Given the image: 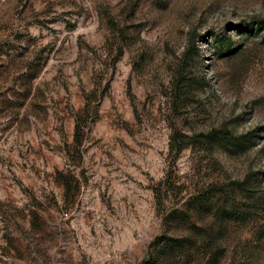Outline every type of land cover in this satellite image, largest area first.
<instances>
[{"label": "rangeland", "instance_id": "obj_1", "mask_svg": "<svg viewBox=\"0 0 264 264\" xmlns=\"http://www.w3.org/2000/svg\"><path fill=\"white\" fill-rule=\"evenodd\" d=\"M260 20L264 0H0V264H264Z\"/></svg>", "mask_w": 264, "mask_h": 264}, {"label": "trees", "instance_id": "obj_2", "mask_svg": "<svg viewBox=\"0 0 264 264\" xmlns=\"http://www.w3.org/2000/svg\"><path fill=\"white\" fill-rule=\"evenodd\" d=\"M257 28H255V26H253V23L250 25H247L246 27H243V29H241V31H244L246 33H258L259 31H261L264 27V20H260L256 22ZM228 40H219V44L221 45H225L227 44ZM79 132L80 129L79 127H77L76 129V135L75 138L78 142L79 138ZM210 142L211 143H216L218 144L221 149H224L225 151L229 152V153H233V154H237L240 152H243L245 150L248 149V146L246 145L248 142L247 137H237L235 135H233L231 132L229 131H220L219 133H212V135H210ZM202 205V202H199V205ZM184 215V214H183ZM230 218L231 219H240L239 218V213L237 212V210L235 208H232L231 210V214H230ZM187 219H188V215L185 214L184 215ZM185 217H181V218H175L176 222H185L186 218ZM189 240L184 238V237H180V238H166L165 241H157V243H155V249L159 248V249H172V250H177L179 251L181 254L186 253L189 249H192L193 247L191 246V243L188 242Z\"/></svg>", "mask_w": 264, "mask_h": 264}]
</instances>
